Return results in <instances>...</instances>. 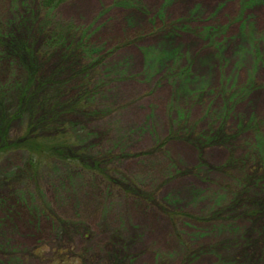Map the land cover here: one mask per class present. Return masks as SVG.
<instances>
[{"label": "rangeland", "instance_id": "rangeland-1", "mask_svg": "<svg viewBox=\"0 0 264 264\" xmlns=\"http://www.w3.org/2000/svg\"><path fill=\"white\" fill-rule=\"evenodd\" d=\"M26 14L43 34L0 59V123L68 128L104 171L3 154L0 264H264V178L243 186L264 175V0H0V33Z\"/></svg>", "mask_w": 264, "mask_h": 264}, {"label": "trees", "instance_id": "trees-1", "mask_svg": "<svg viewBox=\"0 0 264 264\" xmlns=\"http://www.w3.org/2000/svg\"><path fill=\"white\" fill-rule=\"evenodd\" d=\"M66 0H44V5L46 6H52L54 4L62 3ZM67 26V25H66ZM64 27V26H63ZM73 24H68V28H73ZM75 28V27H74ZM63 31L61 34L57 35L56 38L61 39L60 45L65 51L64 54H75L78 57L80 56V49L83 45V36L86 35L85 31L82 30V33L80 35L76 34L74 32V35L72 34V31ZM43 34V31L41 29V25L39 24V21L36 20V18L30 17L28 14L24 15L23 18H18L17 20L13 21L11 23L10 28L6 29V36L4 37V33H0V59L3 58H13L17 57V55L20 57V53L18 50L21 49V41L22 38H26L23 42V47H27L30 55L33 53V45L36 39L37 35ZM68 33V35L65 37V35ZM72 35H71V34ZM4 37V38H3ZM63 37V38H62ZM71 57V56H70ZM21 58V57H20ZM68 57L66 56L64 59L66 60ZM34 58H30L29 63L30 65L28 68L35 67L34 74H31L28 77V81L26 86H23L19 91L20 98L23 99V103L26 101L25 97H28L29 95H33L34 93V82H35V73L38 72L39 66L36 65V63H32ZM71 62L75 63L74 60ZM98 62H86L83 61L82 66L79 68L78 72L86 76L88 78H93L94 76L90 75V71L96 68ZM19 64L22 66V63L19 62ZM37 66V67H36ZM37 68V69H36ZM27 71V70H26ZM58 70L53 72L51 77H48V80L54 79L57 75ZM41 82V87L45 83ZM11 86L8 87L10 89ZM46 101V100H45ZM43 101V102H45ZM42 102V103H43ZM8 107L7 102H4L0 105V110H4ZM4 114V113H3ZM3 114H0V119ZM50 111H46L41 114V117L39 118L40 122H45V125H50ZM50 116V117H49ZM11 120L3 121L0 123V133L3 132V134L0 137V159L3 154L7 153L8 151L12 150H26L29 155H31V158H29V162L31 164H34V166H37L39 163H43L45 161H49L53 158L64 160L70 164L80 166L83 168L91 169V170H97V171H104V169L101 168L100 163L102 160L100 159H94L93 163L91 164L88 159L85 156L84 149L80 146L78 138L72 133V131L68 128L63 129H55L54 132L50 133H39V132H31L28 131V133L24 136H21L19 138H10L7 136L6 128L10 125ZM42 124V123H41ZM4 125V127H3ZM30 127V126H29ZM31 130V128H30ZM220 135V131H215L212 135L209 134V136L206 138L207 141H212L214 139H218ZM264 172V171H263ZM259 168L258 165L254 164L253 168L249 170V172H246V174L243 177V186L246 185V187L253 182V180L257 181V179L264 178V175H261V178L259 177ZM244 190H241L240 188H236L235 192L232 194V202L231 205H228L230 208H233L234 205L240 204L242 202V198L244 194H242ZM264 201V197L261 199L260 202ZM243 203V202H242Z\"/></svg>", "mask_w": 264, "mask_h": 264}]
</instances>
